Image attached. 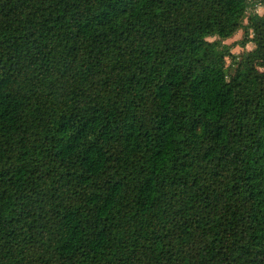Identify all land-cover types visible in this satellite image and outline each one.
Segmentation results:
<instances>
[{
  "label": "trees",
  "instance_id": "trees-1",
  "mask_svg": "<svg viewBox=\"0 0 264 264\" xmlns=\"http://www.w3.org/2000/svg\"><path fill=\"white\" fill-rule=\"evenodd\" d=\"M248 5L0 0V264H264Z\"/></svg>",
  "mask_w": 264,
  "mask_h": 264
},
{
  "label": "rangeland",
  "instance_id": "rangeland-1",
  "mask_svg": "<svg viewBox=\"0 0 264 264\" xmlns=\"http://www.w3.org/2000/svg\"><path fill=\"white\" fill-rule=\"evenodd\" d=\"M252 0H248V3H250ZM249 9L247 7L246 10V17L252 13L251 8L252 4L248 5ZM244 23H246V18L244 20ZM244 29L241 28L237 30L230 38L220 40L218 37L213 36V37H208L207 40L209 42H221L222 45H225L228 47V52L229 55L225 57V65H229L231 58L230 54L236 55L238 58L240 56L244 55L248 50H251L255 47L254 43L252 41H247L245 44H242V40L244 38ZM249 36H252V33L249 32ZM222 47V46H221ZM230 72H233V66L230 69ZM260 260V254L259 251L257 250H252L251 252L248 253L246 257V264H256Z\"/></svg>",
  "mask_w": 264,
  "mask_h": 264
},
{
  "label": "built area",
  "instance_id": "built-area-1",
  "mask_svg": "<svg viewBox=\"0 0 264 264\" xmlns=\"http://www.w3.org/2000/svg\"><path fill=\"white\" fill-rule=\"evenodd\" d=\"M252 4L251 11L258 15L264 14V0H252L249 5ZM249 9V6H248Z\"/></svg>",
  "mask_w": 264,
  "mask_h": 264
}]
</instances>
